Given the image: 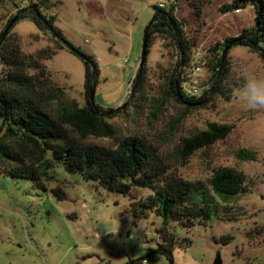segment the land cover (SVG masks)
<instances>
[{
	"label": "rangeland",
	"instance_id": "obj_1",
	"mask_svg": "<svg viewBox=\"0 0 264 264\" xmlns=\"http://www.w3.org/2000/svg\"><path fill=\"white\" fill-rule=\"evenodd\" d=\"M172 1L26 0L25 4H40L43 14L55 18L54 27L65 41L96 62L99 75L94 101L103 109H117L128 105L133 93L131 84L155 7H167ZM230 2L212 0L202 10L200 25L186 0L176 3V18L185 25L187 37L196 42L191 55L195 67L215 59L209 52L214 44L252 27L251 7L221 13L220 9ZM15 14L13 6L0 5V33ZM12 32L26 53L59 47L50 35L39 32L27 20L14 23ZM227 60L235 83L243 85L245 76L264 77L261 59L246 47L233 46ZM171 62L162 39L154 38L146 59L149 95L158 92V70ZM45 66L51 80L65 89L68 98L83 105L82 59L59 49ZM211 75L205 65L195 78L200 86L210 85ZM240 88H233L230 101L217 98L209 107L193 111L178 135L167 137L163 143V153L172 158L181 135L204 130L210 123L233 125L225 140L197 152L185 165L178 166V172L186 180L206 183L213 169L228 167L245 176L247 188V194L228 204L217 199L219 213L214 212L206 224L172 228L177 242L171 249L173 264H214L217 254L221 264H264V109L243 103L237 94ZM178 109L173 104L170 114ZM111 122L123 129L132 125L119 119ZM138 125L152 140L164 131L162 126L149 129L141 118ZM97 144L107 146L108 141ZM241 149L252 151L254 159L240 160ZM53 173L56 182L46 184V191L31 180L0 173V264H127L142 259L144 262L137 264H169L163 254L155 252L162 242L156 233L160 220L151 216L137 220L128 197L87 182L62 164L55 165ZM56 187L62 190L61 200L53 193Z\"/></svg>",
	"mask_w": 264,
	"mask_h": 264
},
{
	"label": "trees",
	"instance_id": "obj_2",
	"mask_svg": "<svg viewBox=\"0 0 264 264\" xmlns=\"http://www.w3.org/2000/svg\"><path fill=\"white\" fill-rule=\"evenodd\" d=\"M178 1L167 7L156 6L145 30L149 36L147 53L153 39L158 37L172 59L168 67L158 70L157 94L147 93L149 72L145 63L138 67L132 81L128 105L103 109L94 101L99 70L90 56L85 55L86 60H82L83 105L69 99L65 89L51 80L45 62L59 49L72 53L70 44L54 27L55 18L43 14L40 4L35 2L26 5V0H0V5H11L16 11L0 33V173L31 180L46 191V184L56 182L55 165L62 164L85 181L128 197L137 220L149 216L160 220L156 233L162 242L155 252L163 254L169 264H173L171 249L177 244L172 231L175 225L191 229L206 224L214 212L219 213L217 199L228 204L247 194V188L245 176L228 167L213 169L206 183L186 180L178 172V166L185 165L197 152L225 140L233 125L210 123L204 130L181 135L172 158L163 153V143L167 137L178 135L193 111L209 107L217 98L230 101L233 88L242 86L240 81L233 82L227 55L222 59L231 42L237 41L233 46L240 45L257 54L264 65V0H231L220 9L221 13L251 7L253 25L209 49L215 59L201 67L207 65L211 70L210 85H203L206 89L200 97L187 96L182 86L194 67L191 55L196 42L187 37L185 25L176 18ZM186 1L200 25L202 10L212 0ZM22 20L50 35L58 49L24 52L19 37L12 32L13 24ZM173 104L179 107L174 115L170 114ZM139 118L145 119L149 129L162 126L164 131L152 140L139 129ZM115 119L131 121L132 125L120 128L111 122ZM103 140L108 141L107 146L97 144ZM238 158L250 161L254 153L241 149ZM53 193L58 200L62 199L60 187Z\"/></svg>",
	"mask_w": 264,
	"mask_h": 264
},
{
	"label": "clouds",
	"instance_id": "obj_3",
	"mask_svg": "<svg viewBox=\"0 0 264 264\" xmlns=\"http://www.w3.org/2000/svg\"><path fill=\"white\" fill-rule=\"evenodd\" d=\"M237 94L239 99L250 108L264 109V77L245 76Z\"/></svg>",
	"mask_w": 264,
	"mask_h": 264
},
{
	"label": "water",
	"instance_id": "obj_4",
	"mask_svg": "<svg viewBox=\"0 0 264 264\" xmlns=\"http://www.w3.org/2000/svg\"><path fill=\"white\" fill-rule=\"evenodd\" d=\"M12 24H10L8 26V28L6 29V31H8L11 28ZM237 41H233L231 42L224 50L223 52V56L222 59H224L228 53V51L230 50V48L236 43ZM148 44H149V36L147 34L144 35L143 38V43H142V50H141V56H140V61H139V68H142L144 66V64L146 63V59H147V51H148ZM69 50L75 54L76 56L80 57L82 60H86V56L81 53L79 50L75 49L73 46H69L68 47ZM133 92V91H132ZM131 92V93H132ZM214 264H221V260H220V255L217 254L216 260Z\"/></svg>",
	"mask_w": 264,
	"mask_h": 264
},
{
	"label": "built area",
	"instance_id": "obj_5",
	"mask_svg": "<svg viewBox=\"0 0 264 264\" xmlns=\"http://www.w3.org/2000/svg\"><path fill=\"white\" fill-rule=\"evenodd\" d=\"M159 7H163V4H159ZM202 70V67L194 66L191 73L186 76V81L182 86V90L187 96L190 97H200L205 91L206 87L199 85L196 74H198Z\"/></svg>",
	"mask_w": 264,
	"mask_h": 264
}]
</instances>
